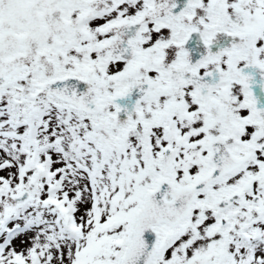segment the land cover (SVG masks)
<instances>
[{"label": "snow or ice", "instance_id": "obj_1", "mask_svg": "<svg viewBox=\"0 0 264 264\" xmlns=\"http://www.w3.org/2000/svg\"><path fill=\"white\" fill-rule=\"evenodd\" d=\"M0 264H264V0H0Z\"/></svg>", "mask_w": 264, "mask_h": 264}]
</instances>
